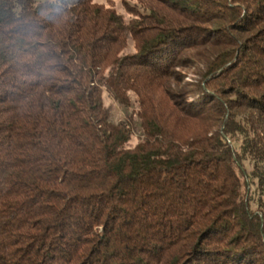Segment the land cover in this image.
Returning a JSON list of instances; mask_svg holds the SVG:
<instances>
[{
    "label": "trees",
    "instance_id": "1",
    "mask_svg": "<svg viewBox=\"0 0 264 264\" xmlns=\"http://www.w3.org/2000/svg\"><path fill=\"white\" fill-rule=\"evenodd\" d=\"M132 2L0 0V264H264V0Z\"/></svg>",
    "mask_w": 264,
    "mask_h": 264
},
{
    "label": "rangeland",
    "instance_id": "2",
    "mask_svg": "<svg viewBox=\"0 0 264 264\" xmlns=\"http://www.w3.org/2000/svg\"><path fill=\"white\" fill-rule=\"evenodd\" d=\"M48 1H55V2H59V3H62V4H66V5H74L76 4V2L78 0H48ZM112 1V3L115 4V9L118 11L119 14L123 15L125 18L126 17V14L124 13V10L122 8V4L123 3H130L132 4V0H95V3L97 4H101V5H107L108 2ZM113 4V5H114ZM204 16V15H202ZM216 23H200V25L202 26L201 27V30H204L201 32V34H209V30L210 28H213L215 27ZM248 34L244 35L243 38H248ZM215 40H217V38L215 37V34L214 35H211V37L208 38V44L209 45H204L203 47H200V46H196L195 48H192V49H184L181 53V58H185L187 59L188 58V63L187 62H182L180 63L181 66L179 65H176L175 66V70L177 73H180L181 74V79H182V82L180 83L181 85H189L190 84V81L191 80H194L195 79V76L193 74L194 72V62L196 61L197 57L201 50L202 49H205L207 47H210L212 45L213 42H215ZM186 64L189 66L187 68H184V66H186ZM173 76V75H172ZM171 82L172 83H176V80L171 77ZM177 90V89H176ZM104 99H105V104L106 105H111L112 106V113H111V118L112 120L114 121H117V120H120L121 118H124V117H127L129 115H131L132 113V108H129V109H120L118 108L117 106H115L112 102L111 99H109L106 95L104 96ZM140 134V126H139V123H138V120L135 118L134 119V133H133V137L131 139V142H130V146H134L137 142V136Z\"/></svg>",
    "mask_w": 264,
    "mask_h": 264
}]
</instances>
